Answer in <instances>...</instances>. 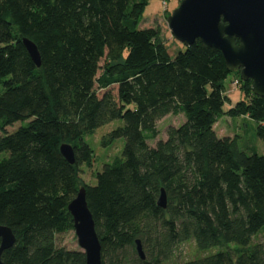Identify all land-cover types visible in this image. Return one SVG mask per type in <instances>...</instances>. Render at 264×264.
Wrapping results in <instances>:
<instances>
[{"label": "trees", "instance_id": "obj_1", "mask_svg": "<svg viewBox=\"0 0 264 264\" xmlns=\"http://www.w3.org/2000/svg\"><path fill=\"white\" fill-rule=\"evenodd\" d=\"M146 4L0 0V226L15 238L3 264H85L81 251L55 244L73 231L67 207L81 187L100 264H264V242L252 243L264 230V155L238 150L213 129L222 116L246 117L264 142V98L238 78L243 100L224 111L223 82L233 73L221 53L196 41L171 59L158 27L139 28ZM23 38L36 45L40 68ZM179 114L184 122L150 147L157 122ZM118 119L101 144L122 138L121 156L83 186L79 167L93 162L83 137ZM63 143L74 150L72 166ZM191 241L200 251L235 246L173 262L176 247Z\"/></svg>", "mask_w": 264, "mask_h": 264}, {"label": "water", "instance_id": "obj_2", "mask_svg": "<svg viewBox=\"0 0 264 264\" xmlns=\"http://www.w3.org/2000/svg\"><path fill=\"white\" fill-rule=\"evenodd\" d=\"M172 38L188 48L196 41L219 51L226 69L238 74L240 81H251V91L264 98V0H181L167 17ZM33 64L40 68L38 49L30 40L23 38ZM63 159L74 165V150L69 144H61ZM167 199L163 189L157 206L166 209ZM67 210L72 217L73 232L78 247L85 257V264H100V243L92 215L88 209L85 189L81 187ZM15 238L6 226H0V264L4 251L13 247ZM138 257L144 260L140 241H135Z\"/></svg>", "mask_w": 264, "mask_h": 264}, {"label": "rangeland", "instance_id": "obj_3", "mask_svg": "<svg viewBox=\"0 0 264 264\" xmlns=\"http://www.w3.org/2000/svg\"><path fill=\"white\" fill-rule=\"evenodd\" d=\"M181 0H146V7L144 9L143 18L140 21V29H148L158 27L160 30V37L163 41L165 49L171 59L175 55L184 50V46L175 41L167 26V17L171 12L178 7ZM103 66V60L99 63ZM239 75L230 74L223 85L225 87V96L227 100L224 102L223 110H228L237 102L243 100V94L239 88ZM240 80V78H239ZM113 95H116V86L110 87ZM97 95L100 97L103 91L97 90ZM184 122L183 115H168L157 122L156 128L158 136L153 141H148L150 147H154L158 141L166 140V131L170 127L177 128ZM123 122L118 119L114 120L102 127L97 128L92 134L83 137V142L91 149L93 153V162L90 167L81 165L78 171L79 181L83 186H94L95 175L100 172L104 165L111 164L114 159L121 156L124 140L122 138L115 140L112 144L103 146L101 144L102 138L112 130L121 127ZM21 126L16 123L5 129L6 133H12ZM214 132L218 138H230L236 140L238 150L246 153H256L257 155H264V142L256 135V124L246 117L230 118L222 116L218 119L213 127ZM0 132V136H1ZM6 154H0V160ZM264 230L260 231L252 238V243L264 242ZM55 244L57 248L67 251H81L77 244V239L73 231L57 235ZM234 244L216 246L205 251H200L196 248L194 242H187L176 247L173 253V262L181 263L193 259L203 258L205 256L213 255L218 252L226 250L227 247H234Z\"/></svg>", "mask_w": 264, "mask_h": 264}]
</instances>
